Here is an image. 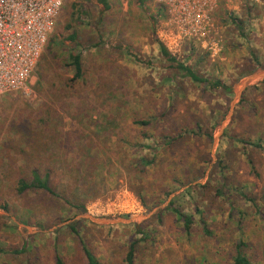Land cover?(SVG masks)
I'll list each match as a JSON object with an SVG mask.
<instances>
[{"label":"rangeland","instance_id":"1","mask_svg":"<svg viewBox=\"0 0 264 264\" xmlns=\"http://www.w3.org/2000/svg\"><path fill=\"white\" fill-rule=\"evenodd\" d=\"M214 20L221 52L213 60L148 0H109L108 10L98 0H64L50 35L55 61L47 44L27 90L0 100V247L13 248L0 264H82L81 240L103 264H126L134 241L135 264H234L239 241L253 264H264V0H233ZM162 46L232 95L186 78ZM71 53L81 54L83 81L70 82ZM42 117L51 122L41 126ZM60 121L73 133L70 156L98 153L106 161L96 172L100 196L85 211L15 191L18 152L35 151L29 130L59 131ZM140 157L155 165L140 173L130 164ZM172 201L193 218L191 234ZM23 234L27 252L20 245L22 254L7 256Z\"/></svg>","mask_w":264,"mask_h":264},{"label":"trees","instance_id":"2","mask_svg":"<svg viewBox=\"0 0 264 264\" xmlns=\"http://www.w3.org/2000/svg\"><path fill=\"white\" fill-rule=\"evenodd\" d=\"M98 2L105 9H109V0H98ZM72 6H75V4ZM73 10H75V8ZM70 40H76V33H73ZM55 43L56 38L51 37L47 47L49 51V59L52 61H55L56 59L55 55H53V47ZM161 50L162 56L167 61L175 63L177 65V69L182 71L186 78H190L194 83L204 84L211 90H219L224 92V94L232 95V88L230 86L225 85L220 80H211L199 76L190 67L179 63L177 59L170 54L165 46H162ZM69 58L71 60L70 64L74 68V77L70 80V82L76 83L78 81L80 82L85 80L81 54L71 53ZM47 65H49V60H47ZM40 78L41 80H44L42 74H40ZM49 86L51 85L49 84ZM47 122L50 123L51 121H46V118L42 117L41 123L39 124L42 126L46 125ZM80 122L82 123L83 121ZM60 123L62 124L59 131L56 126H53L51 132L49 133H36L32 129L29 130V148L35 149V151L18 152V155L23 158L21 161L23 167L16 168L15 172L12 173V180H15V191L20 196L33 194L42 197L44 200L61 202L69 205L73 209L85 211L88 201L91 198L96 199L100 196V188H94L98 182V174L96 172L99 168L103 171V166L106 168V161L102 159L98 153L92 155V153L87 152L83 153L80 157L73 155L70 156L68 151L70 150V146L73 142L69 139V137L73 133L71 131H65L63 121H60ZM94 124H97V126H99L103 131L106 129L104 124L100 125V122L98 121ZM138 124L142 126L151 125V123L146 121H139ZM89 125L92 126L93 123H89ZM241 142L246 144L245 141ZM250 145L260 148V145L252 143ZM15 163L17 162L15 161ZM130 164L139 170L140 173L147 172L149 168H152L155 165L154 159L150 160L146 157L135 158L133 162H130ZM82 169L84 171H82ZM84 181H90L91 186L88 188L87 184H84L80 187V184ZM142 200L144 202V198ZM172 205L173 201L171 202L169 208L177 217L178 222L182 224L183 230L187 234H191L192 226L194 224L193 218L183 214L179 209L173 208ZM202 223H204L203 226L205 234L211 235L206 222L202 221ZM56 224H59V222H54V225ZM68 228L72 232L77 233L74 226H69ZM140 229L141 226L136 227V232L138 234H143V231ZM81 245L82 248L80 249L81 251L78 256L81 255L80 259L82 264H103L87 247L83 240H81ZM136 246V241L130 245L129 251L126 255V264H135ZM243 247H245V243L243 241H239L236 246L237 255L233 259L234 264H253L244 254ZM3 252L4 251L0 249V253ZM58 264H63L59 258Z\"/></svg>","mask_w":264,"mask_h":264},{"label":"built area","instance_id":"3","mask_svg":"<svg viewBox=\"0 0 264 264\" xmlns=\"http://www.w3.org/2000/svg\"><path fill=\"white\" fill-rule=\"evenodd\" d=\"M148 1L164 10L168 26L180 38L199 45L213 60L219 56L214 14L233 0ZM63 4L64 0H0V100L27 90Z\"/></svg>","mask_w":264,"mask_h":264},{"label":"crops","instance_id":"4","mask_svg":"<svg viewBox=\"0 0 264 264\" xmlns=\"http://www.w3.org/2000/svg\"><path fill=\"white\" fill-rule=\"evenodd\" d=\"M14 228H16V227H14ZM27 228V227H26ZM17 229V228H16ZM20 229V228H19ZM28 232L29 233H32L33 231H31V230H28ZM17 234H21L22 235V231L20 230V231H18V232H16ZM19 236V235H18ZM23 236H25L24 234H23ZM26 237V236H25ZM23 241H17L16 243H14L13 245H14V247H15V249L13 250V251H15L13 254L14 255H10V253H9V255H7V256H10V257H17V255H20V254H22L20 251H18V248L16 247V246H20V245H22L21 246V250L23 251V250H25L26 249V252H27V249H28V247H29V237L27 238L26 237V241H24V239H22ZM22 242V243H21ZM4 243L6 244L5 246H2V247H0V249H2L4 252L3 253H0V254H5V253H7V252H9V249L11 250V249H13V248H11V247H8L10 244H11V242L10 241H4ZM21 243V244H20ZM20 253V254H19ZM16 255V256H15ZM6 256V257H7ZM5 260V262H12L11 260H13V261H15L16 263H19L20 262V260H22V259H9L8 260V258L7 259H4Z\"/></svg>","mask_w":264,"mask_h":264},{"label":"water","instance_id":"5","mask_svg":"<svg viewBox=\"0 0 264 264\" xmlns=\"http://www.w3.org/2000/svg\"><path fill=\"white\" fill-rule=\"evenodd\" d=\"M262 76L264 75V73L263 74H261ZM261 75H259V76H261ZM256 78V77H255ZM253 78H249V79H247L245 82H244V84H243V86L245 87L246 86V83H248L249 81H251Z\"/></svg>","mask_w":264,"mask_h":264}]
</instances>
